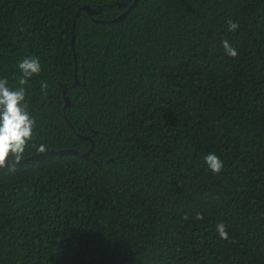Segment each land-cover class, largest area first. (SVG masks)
I'll return each instance as SVG.
<instances>
[{
	"label": "trees",
	"instance_id": "1",
	"mask_svg": "<svg viewBox=\"0 0 264 264\" xmlns=\"http://www.w3.org/2000/svg\"><path fill=\"white\" fill-rule=\"evenodd\" d=\"M132 1L0 0V78L41 63L0 264H264V0Z\"/></svg>",
	"mask_w": 264,
	"mask_h": 264
},
{
	"label": "clouds",
	"instance_id": "2",
	"mask_svg": "<svg viewBox=\"0 0 264 264\" xmlns=\"http://www.w3.org/2000/svg\"><path fill=\"white\" fill-rule=\"evenodd\" d=\"M99 10L101 12V8ZM237 24L238 21L231 20L228 27L234 29ZM222 45L227 54L236 55V47L228 40H223ZM17 67L21 73V78L18 80L19 87L12 89L8 86L6 79L0 78V166H3L10 156L15 160L22 158L25 148L32 138L35 125V119L30 115L25 103L23 85L41 72V63L37 57H25L18 62ZM75 80L77 79L75 78ZM42 87H46V85ZM89 141L93 143V139ZM203 159L208 168L213 171H220L224 164L221 157L211 150L204 154ZM200 214V212H196L197 216ZM216 231L221 239L228 238V233L222 223L217 224Z\"/></svg>",
	"mask_w": 264,
	"mask_h": 264
},
{
	"label": "water",
	"instance_id": "3",
	"mask_svg": "<svg viewBox=\"0 0 264 264\" xmlns=\"http://www.w3.org/2000/svg\"><path fill=\"white\" fill-rule=\"evenodd\" d=\"M138 0H133L129 6L127 7V9H125L121 14H119L117 17H115L113 19V21H119L120 19H123L126 14L131 10V8H133L136 4H137ZM125 2L123 3H117L116 5L122 7L124 5ZM86 10L88 14H91V13H99L100 10H96L95 8H91L90 6H82L80 7V9L78 11H76V16L78 15L79 11L80 10ZM75 24V23H74ZM73 24V26H74ZM73 38V36H72ZM75 55V53H74ZM75 82H77V80H75ZM71 103H70V100L68 99V97H65V104H64V107L66 106H69ZM66 117V116H65ZM81 138L83 139H88V140H91V137H86V136H82V135H79ZM92 151V149H90L87 153H84V154H81V156H84V157H87L89 155V152ZM57 152H71V153H78L76 150L74 149H67V150H61V151H57ZM49 153H56V152H53V151H46V152H41V153H38L36 154L35 156H42V155H45V154H49ZM27 159H23V160H19V161H15V162H10V163H16V162H24L26 161ZM4 164H8V162H5Z\"/></svg>",
	"mask_w": 264,
	"mask_h": 264
}]
</instances>
